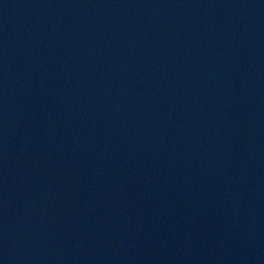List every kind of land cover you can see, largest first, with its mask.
Here are the masks:
<instances>
[{
  "label": "water",
  "instance_id": "1",
  "mask_svg": "<svg viewBox=\"0 0 264 264\" xmlns=\"http://www.w3.org/2000/svg\"><path fill=\"white\" fill-rule=\"evenodd\" d=\"M0 264H264V0H0Z\"/></svg>",
  "mask_w": 264,
  "mask_h": 264
}]
</instances>
